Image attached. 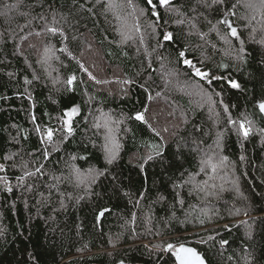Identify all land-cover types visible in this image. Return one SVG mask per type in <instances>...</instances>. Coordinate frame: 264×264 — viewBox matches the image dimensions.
Returning a JSON list of instances; mask_svg holds the SVG:
<instances>
[{
  "label": "trees",
  "instance_id": "obj_1",
  "mask_svg": "<svg viewBox=\"0 0 264 264\" xmlns=\"http://www.w3.org/2000/svg\"><path fill=\"white\" fill-rule=\"evenodd\" d=\"M153 4L0 0V264H176L168 244L264 264V6Z\"/></svg>",
  "mask_w": 264,
  "mask_h": 264
},
{
  "label": "snow or ice",
  "instance_id": "obj_2",
  "mask_svg": "<svg viewBox=\"0 0 264 264\" xmlns=\"http://www.w3.org/2000/svg\"><path fill=\"white\" fill-rule=\"evenodd\" d=\"M198 2H200V0H198ZM224 0H213V3H223ZM260 3L262 6H264V0H260ZM148 4L152 6V15L153 16H157L158 12L156 11V5L153 4V0H148ZM170 4V0H159V6L160 7H165L168 6ZM249 8L252 9H256V5L254 3H247L246 5ZM12 7H15V5H13ZM109 7H113V5H109ZM233 7H235V5H233ZM220 23L225 24L227 26V28L229 29V33L228 35H230L231 37L235 38V39H239V36L237 34V29L235 27L232 26V24H229L226 20H221ZM152 25H150L151 27ZM135 30L139 31V25H135ZM193 27H195V25H193ZM47 31L52 33L53 35L56 34V32L58 31L57 28L55 27H47ZM256 32V29H253V33ZM36 35H40L39 32L36 33ZM128 38V37H126ZM254 38V37H253ZM26 39V37H25ZM163 39L164 41H172L173 40V36L171 33L165 32L163 35ZM223 39H225V42L227 43V37H223ZM261 43H264V40L261 41ZM48 49H45V54L47 56L48 53ZM241 52H243V46H242V42H241ZM179 57L180 59L183 60V63L188 66L189 68L193 69V74L197 77H199L200 79H205L208 77V73L207 72H203L201 71L199 68H196L195 65L192 64V62L188 59L185 58V53L183 51H181L179 53ZM242 58V57H241ZM81 67H83L81 65ZM172 75V74H170ZM90 79H93V77H89ZM75 77H69L67 79V84L69 87H71V85L73 84ZM27 83V81H25ZM125 83H127V81H125ZM230 85L232 88H238L239 85L236 81H230ZM159 95V93H158ZM149 99H151V97H149ZM257 107L259 108V111L264 114V101H261ZM147 111V108H145V112ZM79 112V109L76 107H72L70 110L66 111L64 113V116L66 117V119L63 120V128L64 131L68 133V135L72 134V117L77 115ZM134 119L137 121H140L141 123H147V120L145 118L144 112H137L136 115L134 116ZM33 120H35V117H33ZM247 123L250 125L251 121H247ZM150 126V125H149ZM97 127H99V125H97ZM36 132L39 133L41 135V143H45V142H52L53 140V136H54V130L49 128V129H41L40 127H36ZM239 130L240 132L243 134V136L246 138L249 134L250 128L245 127V123L241 122L239 125ZM153 132H155V129H152ZM158 134V133H157ZM107 139V137H106ZM118 147V145H117ZM152 147H156L155 145H153ZM106 151H108L107 147H106ZM47 152L44 153L45 158H47ZM112 155L110 154V158L108 160L109 163L112 162ZM6 159H11V157H6ZM148 159H152V156L149 155ZM226 158H221L220 163H223L224 160ZM204 164H207L209 167H211L212 171L215 172L217 169V164L213 163L211 158L209 157L208 159L203 160ZM22 168H24V173L23 175L17 177L18 180H20L21 182H23L25 180L26 177H31L33 175H35V173H39L41 172V167H37L35 169V173L31 172V171H27L26 170V165H22ZM4 171V166L0 165V172ZM0 180H4L5 183H7V180L5 177L0 176ZM186 184H192L193 183V178H189L188 180L185 181ZM179 186V185H178ZM202 190V189H201ZM7 191L11 192L12 188L8 187ZM100 215L102 216L103 213H100ZM97 219H99V217H97ZM209 239H211V237H209ZM228 241H221V246L227 244ZM172 251V254L175 257L176 260V264H205V261L203 258H201V256L191 247H186L184 244H180L179 246H175L173 244H168L167 247L164 249V251Z\"/></svg>",
  "mask_w": 264,
  "mask_h": 264
},
{
  "label": "water",
  "instance_id": "obj_3",
  "mask_svg": "<svg viewBox=\"0 0 264 264\" xmlns=\"http://www.w3.org/2000/svg\"><path fill=\"white\" fill-rule=\"evenodd\" d=\"M226 21L229 23V24H232V26L233 27H235L236 29H237V26L230 20V18H229V16L227 15L226 16ZM224 26L227 28V26L224 24ZM228 29V28H227ZM228 33H229V29H228ZM237 34H238V29H237ZM230 36V35H229ZM231 37V36H230ZM231 38H233V37H231ZM259 109V108H258ZM262 114V113H261ZM263 116H264V114H262ZM186 247H191V246H189V245H186V244H184ZM191 248H193V247H191ZM194 249V248H193ZM195 250V249H194ZM196 251V250H195ZM197 252V251H196ZM198 253V252H197ZM199 254V253H198ZM200 256H201V258H203L204 259V261H205V264H206V259L201 255V254H199ZM175 262H176V260H175Z\"/></svg>",
  "mask_w": 264,
  "mask_h": 264
},
{
  "label": "rangeland",
  "instance_id": "obj_4",
  "mask_svg": "<svg viewBox=\"0 0 264 264\" xmlns=\"http://www.w3.org/2000/svg\"><path fill=\"white\" fill-rule=\"evenodd\" d=\"M122 10H123V11H126V8L123 7ZM228 15H229V14H228ZM226 16H227V15H226ZM226 16H225V19H224V20H226ZM234 24H235V23H234ZM235 25H236V24H235ZM236 26H237V25H236ZM227 34H228V29H227ZM65 119H66V118H65ZM101 127H103V129L106 130L107 127H108V125L101 124ZM216 158H217V157H216ZM218 168L223 169V167H220V166H219ZM226 182H228V180H226Z\"/></svg>",
  "mask_w": 264,
  "mask_h": 264
},
{
  "label": "bare ground",
  "instance_id": "obj_5",
  "mask_svg": "<svg viewBox=\"0 0 264 264\" xmlns=\"http://www.w3.org/2000/svg\"><path fill=\"white\" fill-rule=\"evenodd\" d=\"M223 20V19H222Z\"/></svg>",
  "mask_w": 264,
  "mask_h": 264
}]
</instances>
